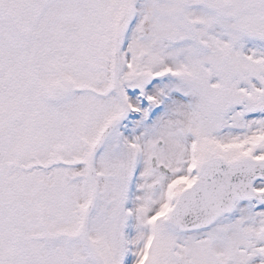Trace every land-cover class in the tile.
Returning a JSON list of instances; mask_svg holds the SVG:
<instances>
[{
  "label": "snow or ice",
  "instance_id": "obj_1",
  "mask_svg": "<svg viewBox=\"0 0 264 264\" xmlns=\"http://www.w3.org/2000/svg\"><path fill=\"white\" fill-rule=\"evenodd\" d=\"M0 264H264V0H0Z\"/></svg>",
  "mask_w": 264,
  "mask_h": 264
}]
</instances>
